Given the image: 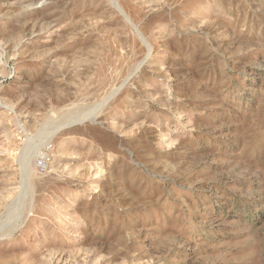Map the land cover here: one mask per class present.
<instances>
[{"label": "rangeland", "instance_id": "374dc122", "mask_svg": "<svg viewBox=\"0 0 264 264\" xmlns=\"http://www.w3.org/2000/svg\"><path fill=\"white\" fill-rule=\"evenodd\" d=\"M0 264H264V0H0Z\"/></svg>", "mask_w": 264, "mask_h": 264}]
</instances>
